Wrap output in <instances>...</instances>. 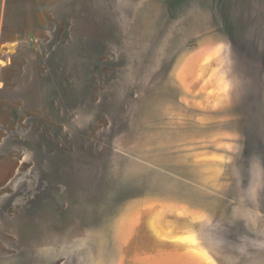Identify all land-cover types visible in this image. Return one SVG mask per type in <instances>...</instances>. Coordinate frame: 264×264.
<instances>
[{
  "label": "rangeland",
  "instance_id": "obj_1",
  "mask_svg": "<svg viewBox=\"0 0 264 264\" xmlns=\"http://www.w3.org/2000/svg\"><path fill=\"white\" fill-rule=\"evenodd\" d=\"M188 242L264 264V0H0V264Z\"/></svg>",
  "mask_w": 264,
  "mask_h": 264
},
{
  "label": "crops",
  "instance_id": "obj_2",
  "mask_svg": "<svg viewBox=\"0 0 264 264\" xmlns=\"http://www.w3.org/2000/svg\"><path fill=\"white\" fill-rule=\"evenodd\" d=\"M184 245L188 250L187 254H182V256L180 253H170L167 257L172 259H180L182 264H213L209 261V258L206 257L205 253L203 254L199 250H196L194 243L188 242Z\"/></svg>",
  "mask_w": 264,
  "mask_h": 264
}]
</instances>
